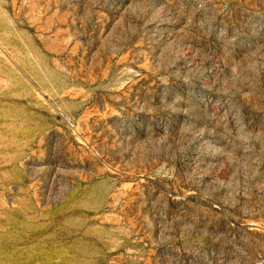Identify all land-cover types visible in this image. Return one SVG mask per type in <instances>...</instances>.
<instances>
[{"label": "rangeland", "instance_id": "374dc122", "mask_svg": "<svg viewBox=\"0 0 264 264\" xmlns=\"http://www.w3.org/2000/svg\"><path fill=\"white\" fill-rule=\"evenodd\" d=\"M0 264H264V0H0Z\"/></svg>", "mask_w": 264, "mask_h": 264}]
</instances>
